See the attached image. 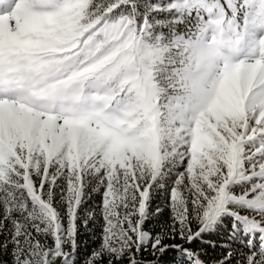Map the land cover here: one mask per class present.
<instances>
[{
	"label": "snow or ice",
	"instance_id": "snow-or-ice-1",
	"mask_svg": "<svg viewBox=\"0 0 264 264\" xmlns=\"http://www.w3.org/2000/svg\"><path fill=\"white\" fill-rule=\"evenodd\" d=\"M0 264H264V0H0Z\"/></svg>",
	"mask_w": 264,
	"mask_h": 264
},
{
	"label": "trees",
	"instance_id": "trees-1",
	"mask_svg": "<svg viewBox=\"0 0 264 264\" xmlns=\"http://www.w3.org/2000/svg\"><path fill=\"white\" fill-rule=\"evenodd\" d=\"M80 239H81V243H82V250H83L84 244H88V245L92 244V240L89 237V235L87 234V232L82 231ZM208 251H209L210 254H212V250L211 249H208Z\"/></svg>",
	"mask_w": 264,
	"mask_h": 264
}]
</instances>
